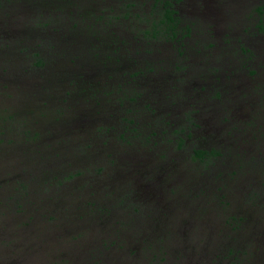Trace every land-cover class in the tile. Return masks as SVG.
Instances as JSON below:
<instances>
[{
	"label": "rangeland",
	"instance_id": "374dc122",
	"mask_svg": "<svg viewBox=\"0 0 264 264\" xmlns=\"http://www.w3.org/2000/svg\"><path fill=\"white\" fill-rule=\"evenodd\" d=\"M163 1L0 0V264H264V0Z\"/></svg>",
	"mask_w": 264,
	"mask_h": 264
},
{
	"label": "trees",
	"instance_id": "16d2710c",
	"mask_svg": "<svg viewBox=\"0 0 264 264\" xmlns=\"http://www.w3.org/2000/svg\"><path fill=\"white\" fill-rule=\"evenodd\" d=\"M180 0H165L163 1V11L161 14V19H160V23L159 24H155V28L157 26L161 27V26H165L166 29L164 32H161L162 34H164L163 36H167L168 38H171L172 40H180L181 38H178L180 30L179 25L182 22V19L180 18V16L178 15V9L176 8V4L177 2ZM260 7V6H259ZM258 12L263 13V9L262 8H258ZM154 28V29H155ZM156 30V29H155ZM186 31L188 32L187 35H189L190 29L189 27H186ZM186 36V32L183 30V33ZM181 34V35H182ZM184 36V37H185ZM39 56V55H38ZM42 64V60H40L38 62V65ZM60 119V118H57ZM185 140L183 138L180 139L178 146L181 149L182 146L184 145ZM209 151H207L206 149H197L195 150V154L192 157L195 161H199L204 163V159L207 158V156L209 155ZM220 153L217 152V155H219Z\"/></svg>",
	"mask_w": 264,
	"mask_h": 264
},
{
	"label": "flooded vegetation",
	"instance_id": "af4514ba",
	"mask_svg": "<svg viewBox=\"0 0 264 264\" xmlns=\"http://www.w3.org/2000/svg\"><path fill=\"white\" fill-rule=\"evenodd\" d=\"M192 124L197 125L195 122H193ZM209 150H210V149H209Z\"/></svg>",
	"mask_w": 264,
	"mask_h": 264
}]
</instances>
